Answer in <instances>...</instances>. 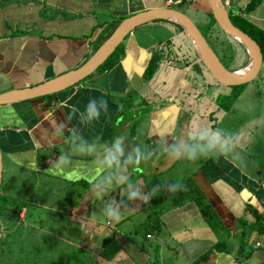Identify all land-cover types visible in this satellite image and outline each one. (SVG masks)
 Instances as JSON below:
<instances>
[{
  "label": "crops",
  "instance_id": "1",
  "mask_svg": "<svg viewBox=\"0 0 264 264\" xmlns=\"http://www.w3.org/2000/svg\"><path fill=\"white\" fill-rule=\"evenodd\" d=\"M168 1L0 0V93L38 85L79 67L86 61L98 41L110 31L116 20L148 9L167 7ZM231 2L232 0H226L225 5H231ZM247 19L264 30V0L248 14ZM164 22L165 20L150 22L136 28L121 43L115 55L117 60L114 65L96 75L94 72L76 86L55 94L53 98L0 106L2 160L3 154L6 153L7 159L17 166L31 169L37 174L48 175V179L52 176L73 185L80 181L92 183L98 179L108 169L99 161L102 146H110L112 129L118 124L121 125L123 129L119 136L127 137L124 129L131 128L130 121H125L122 113L117 115L121 107L117 100L131 102V97L140 93L146 103L151 98H156V102L160 101L153 93L152 86L145 81L144 73L154 53L164 52L166 44L168 46L174 36L181 34L178 29L176 31V24L166 21L165 23L171 24L168 26L164 25ZM9 25L16 28L11 29ZM92 98L97 101L106 100L108 111L102 110L99 120L88 123L81 120L80 112ZM65 101L68 103L65 104ZM70 106H76L79 111L74 114L72 121L68 122L66 118ZM160 109V113L154 115V119L159 116L160 121H153L149 129L148 136L151 139L147 140L145 137L144 143H141L132 135L130 143L126 145L130 153H134L137 147L147 152L157 145H161V150L166 152L165 149L173 144V131L180 108L170 100L165 108ZM9 116L12 117L11 121L7 119ZM170 119V127L163 131L164 125L166 126ZM65 124L77 130L79 139L70 136L68 128L64 127ZM155 131L159 134L154 139L152 135ZM81 140L89 144L95 142L97 152L88 154L79 151ZM125 140L126 138L124 142ZM123 146L125 147L124 144ZM39 149L45 152L42 153L43 159H46L44 166L42 159L37 161ZM46 151L51 155L46 157ZM56 152L67 156L69 163L62 169L48 171L59 158ZM162 161L164 159L159 163ZM194 174L195 184L190 188L188 186L189 192L193 190L200 193L204 204L214 210L218 229H223L229 234L227 236L229 252H212L207 259L198 261L199 257L219 242L221 234L216 230V224L214 230V227L207 223L196 204L192 205L195 214L201 218L204 233L201 232V226H194V234L184 224L172 228V223L178 220H169L168 213L155 210L151 214L154 218L149 215L146 221L151 230L146 233L145 238L155 245L150 251L155 250V260L162 256L163 264H169L164 260L166 256L171 261L170 264H239L235 254L241 241L239 236L242 229L239 219L252 224L256 221L254 215H258L259 223L264 225V181L258 182L223 156L218 160L207 159ZM62 190L67 189L59 188L58 192ZM169 193L167 192L165 196L174 194ZM177 193L179 191L175 194ZM26 216L27 211L22 209L19 219L24 220ZM125 219L127 216L123 218ZM163 219H167L169 225H166ZM161 230L162 236H156L155 233ZM172 231L177 232L173 237L176 238L179 251L176 254L169 251L166 255L165 248L168 247L166 239L168 237L173 239L170 237L172 235L169 236ZM147 235L152 237L147 238ZM108 236V233L103 234L94 242L90 235H85L83 240L86 244L82 243L83 241L74 243L75 247L83 252L80 255L83 258L81 264H136L139 252H147L144 246L139 249L134 239L126 238L123 242L117 239L121 249L111 260H106L101 256V249L103 240ZM117 237L121 235L118 233ZM117 237L115 235V238ZM261 238L264 240L263 236ZM187 243L190 245L187 246ZM259 247L261 248L257 249L254 246L256 251L260 250L259 256L264 261V242ZM191 248L197 250L194 252ZM71 256L68 258L72 259ZM148 256L146 263H152L153 253H149ZM133 258L136 259V263ZM250 259L247 260L248 264H252L249 262Z\"/></svg>",
  "mask_w": 264,
  "mask_h": 264
},
{
  "label": "rangeland",
  "instance_id": "2",
  "mask_svg": "<svg viewBox=\"0 0 264 264\" xmlns=\"http://www.w3.org/2000/svg\"><path fill=\"white\" fill-rule=\"evenodd\" d=\"M247 2L248 0H232L231 7L232 9L243 8ZM190 3L185 6V13L201 33L207 35V25L211 21L207 15L209 11L196 6L201 4L202 0H190ZM165 22L164 25L171 26L170 23ZM9 27L16 28L14 25ZM175 29L177 31L178 28L175 27ZM220 34L222 47L217 50L218 58L228 70L242 69L240 67L246 63L242 47L229 37ZM189 49L188 41L183 34H180V36H174L168 46L166 44L164 52H157L159 55H166L168 60L165 62L169 63H159L153 76L144 78L148 85L152 86L153 93L160 98L159 102H156V98H151L146 103L140 93L132 96L131 102L121 100L123 117L125 121L128 120L131 123V128L124 129L127 136L124 142L125 154H132L128 151V147L126 148L132 135L141 143H144L145 137L147 140L151 139L148 136L149 129L153 121H160L159 116L154 119V115H158L160 108H165L171 100L180 108L173 131V143L178 140H187L188 133L195 132L199 127L220 130L225 136L237 132L240 136H244L248 133L251 140L242 148L244 163L234 164L258 182L264 181V61L256 78L241 85L239 97L233 100L234 90L219 84L198 63L195 66L192 64L185 66L186 62H191L193 59ZM103 67L94 75L101 72ZM153 112L156 113L152 114ZM7 119L11 121L12 117L9 116ZM170 121L171 119L166 126L164 125L163 131L170 127ZM116 126L112 129L110 144L123 129L119 124ZM157 134L159 133L155 131L152 138L155 139ZM161 147L157 145L156 148L147 152L141 149L149 158L142 160L138 166L129 165L115 171L107 169L94 182L80 181L77 185L62 182L63 180L52 176L48 179V175L37 174L31 169L17 166L8 160L7 154L4 153L2 160L4 174L0 190V264H81L83 258L80 255L83 252L75 247L74 243L83 241L82 243L86 244L83 240L85 235H90V239L96 242L97 238L106 233L109 235L119 233L121 237L118 238L116 234V240L121 239L123 242L126 238H130L136 241L139 249L145 247L147 252H139L136 258L138 263L135 258L132 259L136 264H163L162 256H158L157 260L154 259L155 250L150 251V248L152 246L155 248V245L145 238L146 233L151 230L146 223L148 216H151L155 210H162L164 214L168 213L169 220H178L172 223V228L184 224L194 234V226H201V232L204 233V225L200 221L201 218L195 214L194 208L195 198L201 200L203 198L198 192L193 190L189 192V188L195 184L194 173L198 171L200 165L207 159L218 160L220 157L211 156L196 161L173 159L162 151ZM43 152L41 149L38 150L37 161L43 159ZM56 153L59 156L62 155L61 152ZM48 155L51 153L47 152L46 157ZM161 159L164 161L159 163ZM44 165L45 163L42 164ZM16 174L23 180H18ZM109 175L113 177L111 187L105 191L94 187L104 182ZM117 175L126 176L129 182L138 185L145 194L151 192L154 187H158V194H155L146 204L139 201L129 202L123 186L116 183ZM16 182L17 186H15ZM177 182L183 183L186 190L165 196L169 192L168 187ZM22 183L23 185L20 186ZM63 187L67 190L58 192V189ZM18 190L20 191L17 192ZM63 192L67 193V196ZM113 200L122 208L119 220L109 219L103 214L104 207ZM20 205L27 211L24 220L17 217ZM208 210L211 213L209 225L215 230L216 224V230H219L221 234L219 237L221 241L227 237L228 233L218 229L216 213L210 208ZM125 216L127 219L123 220ZM151 217L154 218L153 215ZM163 221L169 225L167 219ZM161 233L162 230L155 235L158 236ZM176 233L172 231L169 236L172 235L170 237L173 239L169 237L166 239L168 240V247L165 248L166 255L169 251L173 254L179 251L176 238L173 237ZM252 240L263 243L259 234L253 235ZM252 240H248L249 245ZM186 245L189 246L190 243ZM191 250L195 252L197 248H191ZM151 252L153 253L152 263H146L149 259L148 254ZM259 253L260 250H254L250 259L252 262L250 260L249 262L264 264ZM69 256L72 259H69ZM167 258L168 256L164 257V260L170 264L171 261ZM126 261L130 262V260Z\"/></svg>",
  "mask_w": 264,
  "mask_h": 264
},
{
  "label": "water",
  "instance_id": "3",
  "mask_svg": "<svg viewBox=\"0 0 264 264\" xmlns=\"http://www.w3.org/2000/svg\"><path fill=\"white\" fill-rule=\"evenodd\" d=\"M207 6L218 27L226 35L239 42L246 50L248 62L242 69L231 71L224 67L200 30L185 14L184 10L162 6L141 11L122 19L109 37L79 67L57 75L38 85L0 93V106L12 105L57 94L76 86L94 73L131 32L155 20H165L180 26L191 42L198 60L209 75L219 84L232 87L251 82L258 75L263 63V56L259 45L253 38L231 22L222 0H207ZM1 181L2 155L0 151V184Z\"/></svg>",
  "mask_w": 264,
  "mask_h": 264
},
{
  "label": "clouds",
  "instance_id": "4",
  "mask_svg": "<svg viewBox=\"0 0 264 264\" xmlns=\"http://www.w3.org/2000/svg\"><path fill=\"white\" fill-rule=\"evenodd\" d=\"M65 104L68 101L64 102ZM108 111V102L104 99L97 101L92 98L88 101L86 107L82 112H80L81 120L88 123H93L99 120L101 116V111ZM79 109L76 106H70L69 115L67 116V121L71 122L73 116ZM255 126V125H253ZM64 127L68 128L70 136L74 139H79L77 136V130L75 128H70L69 124H65ZM124 136H116L111 141L110 146L104 145L101 149V159L99 163L108 168L119 170L121 168H126L129 165H140L142 160H146V157L141 151L140 147L134 149V153L125 154L124 150ZM251 136L246 133L244 136H240V133H233L225 136L220 130H211L208 127H199L195 132H189L187 140H178L177 142L168 146L165 151L173 159H187L189 161H196L200 158H207L211 156L220 157L223 156L228 158L233 163H244V155L242 153V148L245 143L250 142ZM98 148L95 142L89 144L81 140L79 145V151L94 154L97 152ZM123 161V163H122ZM69 163V159L65 155H60L58 160L54 165L48 170L52 171L54 169H62ZM116 183L123 186L124 191L127 195V200L129 202L139 201L146 204L153 198L155 194H158L159 188L154 187L151 192L145 194L141 191L138 185H133L129 182L128 178L123 175H117L115 177ZM113 182V177L109 175L105 178L102 183L96 184L94 187L100 191H105L107 188L111 187ZM185 187L177 182L168 187L170 193H176L185 191ZM126 207V205H125ZM138 208V207H137ZM121 205L113 200L108 203L103 210V214L109 219L119 220L121 216Z\"/></svg>",
  "mask_w": 264,
  "mask_h": 264
},
{
  "label": "trees",
  "instance_id": "5",
  "mask_svg": "<svg viewBox=\"0 0 264 264\" xmlns=\"http://www.w3.org/2000/svg\"><path fill=\"white\" fill-rule=\"evenodd\" d=\"M224 5H225V1L226 0H222ZM262 0H249L247 2V4L243 7V8H239V9H232V5L230 4H226L225 8L228 12L229 18L231 20V22L240 30H242L243 32H245L246 34H248L251 38H253L256 43L259 45L261 52H262V56H263V61H264V30L260 29L259 27L255 26L253 23H251L248 19L247 16L249 13H251L260 3ZM191 4L190 2L185 3V4H181V9L185 10V6ZM197 7H203L205 8L206 11L208 10V6H207V0H202L201 4H197ZM204 11V10H203ZM207 15L210 17L211 21L208 23L207 25V35H203L204 38L209 41V46L211 47V49L215 52V54L217 55V50L219 48L222 47V42H221V34L229 37L228 35H226L216 24L215 20L213 19V16L211 14V12L209 11L207 13ZM123 19V18H122ZM122 19H118L116 20L112 26L111 29L108 33H106L96 44V46L94 47V49L92 50V52L87 56L86 60L91 56V54L102 44V42H104V40H106L109 35L112 33V31L114 30V28L120 23V21ZM160 20H155L152 22H158ZM179 32L181 34H183V36L185 37V39L188 41L189 43V51L192 53V55L190 54V56H193V59L191 60V62H186L185 66H188L190 64H192L193 66L197 65L196 63H198L201 68L203 70H206L204 68V66L202 65V63L198 60V57L196 55V52L191 44V42L188 40V38L186 37V35L183 32V29L176 25ZM217 28H216V27ZM198 28V27H197ZM201 32V31H200ZM231 40L237 42L236 40L232 39L231 37H229ZM238 45H240L245 53L246 56V63L244 66L240 67L243 68L246 66L247 62H248V54L246 52V50L244 49V47L237 42ZM121 45V44H120ZM119 45V46H120ZM119 46L116 48V53H117V49H119ZM115 51L106 59V61L99 66L96 70L98 71L101 67H103L101 70L106 69V68H110L112 65H114L116 63L115 59ZM189 52V53H190ZM218 56V55H217ZM168 59H166V55H159V54H154L151 58V62L149 67L147 68L146 72L144 73V77H152L153 74L155 73L159 63L163 62V61H167ZM220 60V59H219ZM222 63V62H221ZM191 65V66H192ZM238 68L235 69H229V70H236ZM239 70V69H238ZM207 72V70H206ZM208 73V72H207ZM93 74V73H92ZM91 74V75H92ZM209 74V73H208ZM89 77V76H88ZM86 79V78H85ZM241 86H232L231 88L234 90V93L232 94V99L235 100L239 97L240 92H239V88ZM55 96V94H51V95H47L41 98H37L38 99H45V98H53ZM36 100V99H33ZM118 103H121V100H117ZM121 107L118 110V114H121ZM46 159H42V164L44 163ZM3 172H2V181L1 184L3 182ZM18 180H23L22 177L18 176ZM1 184H0V190H1ZM17 182L15 183V186H17ZM23 183L20 185L22 186ZM20 190H18L17 192H19ZM18 198V197H17ZM195 203L197 205V207L199 208L201 214L203 215L204 219L207 221L208 224H210V220H211V213L208 210V208H210L208 205H205L203 200L199 199V198H195ZM24 209V207L22 205H20V209L18 211V215L17 217H19V213L21 212V210ZM211 209V208H210ZM256 217V221L254 223H247V221L243 220V219H239V223L241 225V234L239 236V238L241 239V241H239L237 248H236V257H237V261H239V264H248L247 260L251 258L252 253L254 252V250H257L261 247H255L257 249L254 248V246L256 245V243H260V242H254V240H252L253 235L252 232H256L257 234L261 235L264 237V225H262L261 223H259V216L258 215H254ZM115 235H109L108 237H106L103 240L102 243V249H101V256L102 258L106 259V260H111L114 255L121 249V246L119 244V242L116 240ZM227 236H229V234H227ZM248 240H252L251 245L248 244ZM262 242H264V240L262 239ZM261 245V243H260ZM212 252H229V244L227 241V237L219 242H217L213 248L208 251L207 253L203 254L201 257H199L198 261H202L208 258L209 254Z\"/></svg>",
  "mask_w": 264,
  "mask_h": 264
},
{
  "label": "built area",
  "instance_id": "6",
  "mask_svg": "<svg viewBox=\"0 0 264 264\" xmlns=\"http://www.w3.org/2000/svg\"><path fill=\"white\" fill-rule=\"evenodd\" d=\"M190 2V0H169L166 5L167 7H171V6H179L180 4H185ZM151 235H147V238H151ZM260 243H256L255 247H259Z\"/></svg>",
  "mask_w": 264,
  "mask_h": 264
},
{
  "label": "flooded vegetation",
  "instance_id": "7",
  "mask_svg": "<svg viewBox=\"0 0 264 264\" xmlns=\"http://www.w3.org/2000/svg\"><path fill=\"white\" fill-rule=\"evenodd\" d=\"M172 7V6H171ZM177 9H181V5H179V6H175ZM181 10H183V9H181ZM186 14V13H185ZM187 15V14H186ZM188 16V15H187ZM189 17V16H188ZM190 18V17H189ZM207 41V40H206ZM208 42V44H209V41H207ZM210 45V44H209Z\"/></svg>",
  "mask_w": 264,
  "mask_h": 264
}]
</instances>
